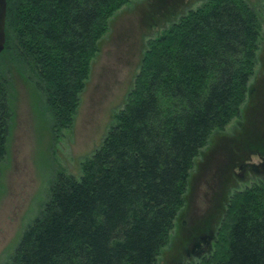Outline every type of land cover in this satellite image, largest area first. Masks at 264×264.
<instances>
[{"label": "trees", "instance_id": "16d2710c", "mask_svg": "<svg viewBox=\"0 0 264 264\" xmlns=\"http://www.w3.org/2000/svg\"><path fill=\"white\" fill-rule=\"evenodd\" d=\"M131 1L7 0L0 176L13 118L9 62L44 100L52 131L69 130L99 44ZM260 39V15L247 0H206L149 38L115 124L81 164L80 179L59 173L8 264H157L196 159L241 116ZM260 180L229 196L215 241L195 264H264Z\"/></svg>", "mask_w": 264, "mask_h": 264}, {"label": "rangeland", "instance_id": "374dc122", "mask_svg": "<svg viewBox=\"0 0 264 264\" xmlns=\"http://www.w3.org/2000/svg\"><path fill=\"white\" fill-rule=\"evenodd\" d=\"M205 1L132 0L122 8L99 44L73 126L59 134L51 129L44 100L19 65L9 62L13 118L0 176V264L12 260L24 233L42 214L59 173L81 178V164L101 146L127 101L147 40ZM247 1L261 21L250 94L241 116L215 132L196 159L185 207L157 264H195L209 253L214 237L202 243L199 255L194 253L196 238L206 227L207 235H214L229 196L264 177V0Z\"/></svg>", "mask_w": 264, "mask_h": 264}, {"label": "water", "instance_id": "95a60500", "mask_svg": "<svg viewBox=\"0 0 264 264\" xmlns=\"http://www.w3.org/2000/svg\"><path fill=\"white\" fill-rule=\"evenodd\" d=\"M6 14L7 0H0V54L4 51L6 43Z\"/></svg>", "mask_w": 264, "mask_h": 264}, {"label": "flooded vegetation", "instance_id": "af4514ba", "mask_svg": "<svg viewBox=\"0 0 264 264\" xmlns=\"http://www.w3.org/2000/svg\"><path fill=\"white\" fill-rule=\"evenodd\" d=\"M208 232H211V231H210L209 227H206L205 228V232L203 234H201V236L196 238V240L194 242V246L196 247V248H194L195 249L194 250L195 254L199 255L203 251L201 245H202L203 242L207 245V243H208L207 240H206L207 238L208 239H212L214 237L213 234L207 235ZM207 247L211 248L209 243H208Z\"/></svg>", "mask_w": 264, "mask_h": 264}]
</instances>
